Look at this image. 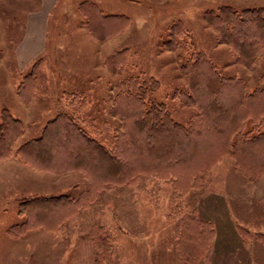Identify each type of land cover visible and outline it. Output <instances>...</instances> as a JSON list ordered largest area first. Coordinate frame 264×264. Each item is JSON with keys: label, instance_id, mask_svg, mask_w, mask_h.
Returning <instances> with one entry per match:
<instances>
[{"label": "rangeland", "instance_id": "rangeland-1", "mask_svg": "<svg viewBox=\"0 0 264 264\" xmlns=\"http://www.w3.org/2000/svg\"><path fill=\"white\" fill-rule=\"evenodd\" d=\"M41 6L0 0V122L5 111L22 129L0 158V264H264V139L242 162L224 155L180 188L135 173L132 181L100 186L80 171L41 172L15 156L64 115L113 149L124 125L113 98L129 79L144 86L147 105H163L173 122L188 127L201 113L181 71L193 54L239 80L246 93L264 89V0H55L44 49L26 63L35 43L23 44L27 19ZM221 8L254 20L243 23L257 51L251 62L209 20ZM121 52L125 65L113 71L106 60ZM262 116L255 125L243 122L252 136L264 133ZM159 140L148 158L171 152L178 139L163 133ZM204 149L198 159L209 155ZM128 154L134 158L133 149ZM96 165L99 175L115 170ZM61 195L72 201L24 212L30 200ZM186 248L198 262L185 259Z\"/></svg>", "mask_w": 264, "mask_h": 264}, {"label": "trees", "instance_id": "trees-1", "mask_svg": "<svg viewBox=\"0 0 264 264\" xmlns=\"http://www.w3.org/2000/svg\"><path fill=\"white\" fill-rule=\"evenodd\" d=\"M208 18L211 23L216 22L220 35L225 42L235 47L240 59L251 62L255 58L257 51L249 45L254 42L247 43L250 24L243 25L248 20L224 8L210 13ZM123 57L125 52L116 53L106 61L115 71V68L120 69L125 65ZM181 71L193 88L194 101L201 109V113L188 127L173 122L163 105L155 102L147 105L144 86L137 80L129 79L123 85L125 89L113 98L114 116L121 118L124 124L116 136L113 149H107L93 140L71 117L64 115L47 124L40 137L21 143L15 156L41 172L63 174L80 171L100 186L132 181L136 178L133 177L135 173L136 176L146 174L172 181L175 188L195 183L224 155L228 154L242 162V157L250 152L251 146L264 139V133L252 136L253 129L247 131L243 124L245 120H250L253 125L261 121V118L257 121L254 119L263 115L264 104L261 101L264 103V95L261 98L260 95L264 94V89L246 93L239 80L223 76L205 57L195 54L189 56ZM221 96L227 100L221 99ZM231 101L232 106H227ZM21 132L20 124L4 111L0 122V158L9 156L12 142L21 136ZM163 133L170 139H178L176 147L169 153L148 158L146 152L149 149L151 153H156L153 147L161 144L159 139ZM50 134L56 139H49ZM203 136L212 141L202 143ZM204 145L210 148L209 155L204 160L198 159L197 155L202 154ZM131 147L134 150L133 159L128 154L132 151ZM212 148L214 155L210 154ZM42 149L44 154L40 156ZM96 163L112 164L115 170L99 175ZM70 201L71 197L61 195L33 199L23 207L24 212L37 215L36 208L43 209L52 204L54 207L64 206ZM184 253L188 262H198L190 248H186Z\"/></svg>", "mask_w": 264, "mask_h": 264}, {"label": "crops", "instance_id": "crops-1", "mask_svg": "<svg viewBox=\"0 0 264 264\" xmlns=\"http://www.w3.org/2000/svg\"><path fill=\"white\" fill-rule=\"evenodd\" d=\"M42 6L38 12L31 13L28 16L27 30L23 39V44L26 41L35 40L33 53H29V58L26 63L30 60L33 55L36 56L40 54L45 45V19L49 9L55 4V0H41ZM49 2V3H48ZM36 20L38 21L37 23ZM36 27V28H34ZM22 46V45H21ZM21 46L18 47L17 52H21ZM18 56V55H17ZM19 57V56H18ZM20 58V57H19Z\"/></svg>", "mask_w": 264, "mask_h": 264}]
</instances>
